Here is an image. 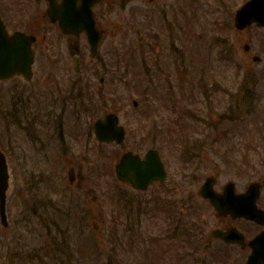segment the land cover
<instances>
[{
	"label": "flooded vegetation",
	"instance_id": "flooded-vegetation-1",
	"mask_svg": "<svg viewBox=\"0 0 264 264\" xmlns=\"http://www.w3.org/2000/svg\"><path fill=\"white\" fill-rule=\"evenodd\" d=\"M168 1L68 0L69 32L64 34L58 22L49 16V0H0V14L8 31H22L35 37L36 69L33 68L32 79L15 75L2 81L8 83L3 97L6 127L12 132V126L17 125L23 169L31 171L30 164L36 163L34 169L42 176L48 175L50 190L57 189L58 184L63 192L59 198L69 197L71 202L77 193L70 191V186L87 196L89 203L98 202L99 197L85 176L90 171L87 168L91 156L111 158L115 170L121 156L128 151L142 160H146L151 150L158 151L165 174L152 181L146 190L127 182L117 181L118 187L104 183L110 187L102 188L103 195L114 203L117 215L107 214L105 209L101 215L91 214L90 205L84 209L79 205V212L67 217L73 229L85 230L90 222L95 230L103 229L104 248L111 243L109 253L121 250L129 254L145 246L148 264L154 261L156 264H264V224L231 213L221 216L215 211L217 219L210 222L186 213L198 201L211 205L201 195L203 183H199L193 164L201 152L200 136L164 131L155 120V108L148 110L151 128L147 133H130L128 119L122 120L135 116L141 101L136 105L133 98V109L122 105L118 73L120 80L124 79V73L128 78L134 76L135 80L144 78L148 89L162 88L166 100L171 102L170 109L180 112L177 105L183 106L179 97L187 84L186 55L180 41L181 28L170 30L173 20L165 8ZM157 16L163 19L166 29L161 27V31H155L159 28L155 26ZM152 27L154 31L149 32ZM97 34L101 39L95 51L91 41ZM108 39L112 43L107 60L102 55V47ZM127 43L130 44L126 46ZM95 62L98 64L92 67ZM146 97L147 103L150 97ZM108 114H115L118 125L125 128L122 142H102L96 136V121ZM207 137L211 138L209 146L215 147L214 141L218 139ZM106 169L100 167L99 176ZM61 171L67 175V187L57 182L56 174ZM248 185L243 190H237L236 185V191L245 192ZM121 186L129 187L137 195L148 196L130 197ZM262 201L264 186L257 201L264 209ZM150 205L157 209L159 213L154 214L166 225L158 235L152 230L148 232L149 225L144 226L145 216L152 214ZM108 216L114 219L110 221ZM48 224L57 227L56 222ZM50 233L45 232L47 253L56 249L55 242L51 244L57 228ZM225 233L227 238L221 236ZM116 263L123 264V261L117 259Z\"/></svg>",
	"mask_w": 264,
	"mask_h": 264
},
{
	"label": "rangeland",
	"instance_id": "rangeland-1",
	"mask_svg": "<svg viewBox=\"0 0 264 264\" xmlns=\"http://www.w3.org/2000/svg\"><path fill=\"white\" fill-rule=\"evenodd\" d=\"M244 1L169 0L166 3L168 16L173 20L170 30L181 28L180 41L186 55L187 84L179 97L183 103V106L177 105L180 112L170 109L171 102L166 100L162 88L156 91L148 89V82L144 78L135 80L134 76L128 78L124 73L122 75L125 80H120L119 73L117 77V84L122 86V105L133 109L132 99L141 101L135 116L122 118L124 121L128 119L129 132L135 131L138 135L147 133L151 128L148 110L155 108V120L164 131L199 135L202 140L198 146L201 152L193 163L197 168L199 183H203L208 175H214L219 190H222L229 180L235 181L237 190H243L251 181L264 177V160L261 159L264 156V28L252 27L245 31L235 29L234 13ZM155 26L159 27L155 28V31H161V27L166 29L163 19L159 16L155 20ZM153 31V27L149 28V32ZM111 43L112 40L108 39L102 47V55L107 60ZM246 43L251 44V53L245 51ZM128 44L130 43L126 46ZM254 53L262 56L261 63L252 61ZM133 74L135 75V72ZM128 81L131 83L126 84ZM199 82L208 91V96L199 90ZM7 86L8 83L0 82V149L7 155L10 166L9 226L4 227L0 221V264H70L72 259L73 264H110L109 259L112 256L111 264H120L116 263L117 259L123 261V264H148L145 246L137 247L129 254L117 250V253L111 256V243L109 242L106 248V245L103 246L105 243L102 242V237L106 239L104 230H95L91 222L86 228V232L94 237V240L90 239V243L87 234L81 236L80 240L75 239L77 242L73 241L76 245L73 248L72 240L66 244L62 238V243L54 254L46 253L43 249L47 245L45 232H54L55 228L47 225L45 221L41 226L38 217L41 220L43 215L47 214L46 211L51 213L52 205L40 208L38 201L48 195V198L55 199L54 203L64 205L65 201L59 198L63 192L59 190L58 184L57 189L50 190L48 175L42 176L38 173V170L34 169L37 167L36 163L30 164L32 172L26 171V167L23 169L17 125L12 126L11 132L4 119L3 97ZM107 87L110 90L109 85ZM146 96L150 97L147 103ZM229 115L233 119L229 118ZM207 136L218 139L214 141L215 147L209 146L211 138ZM104 166L107 168L106 173L99 176L97 170ZM87 169L90 171H87L85 176L99 197L98 202L89 203L87 196H82L75 187L70 186V191L75 190L76 196L79 195V199L75 195L73 199L79 201L82 209L90 205L88 208L91 214L101 215L103 209L107 214L117 213L114 203L103 195L102 189L110 187L104 183H113L118 187L111 158L95 159L91 156ZM56 179L61 187L69 186L67 175L63 171L56 174ZM41 186L49 189H38ZM121 188L127 191L130 197L146 196L137 195L127 186ZM150 206L152 214L145 216L144 226L149 225L148 232L152 230V233L158 235L164 231L166 225L154 214L159 213L157 209ZM40 209L42 215L38 216ZM186 213L194 214L200 220L208 219L209 222L217 219L214 208L202 201H198L196 207L188 209ZM108 219L112 221L114 218L108 216ZM61 225L68 227L67 222H61ZM54 241L57 239H53L52 246Z\"/></svg>",
	"mask_w": 264,
	"mask_h": 264
},
{
	"label": "water",
	"instance_id": "water-1",
	"mask_svg": "<svg viewBox=\"0 0 264 264\" xmlns=\"http://www.w3.org/2000/svg\"><path fill=\"white\" fill-rule=\"evenodd\" d=\"M54 10L55 7L53 8ZM57 12V11H56ZM54 20L58 19L64 32L67 29V16L63 14L61 18L58 14L52 13ZM236 27L240 30L253 23L264 26V0H249L236 13ZM250 46L247 45L246 49ZM255 61H261L260 56H254ZM34 61L32 51V39L21 32L13 35L8 34L6 27L0 16V79H6L16 73H22L31 78V69ZM137 105L138 102L135 101ZM117 117L108 115L105 120H98L96 123V133L101 140L121 141L124 137V130L118 127L115 133L111 131L112 126H116ZM156 153V155H155ZM162 162L157 152L151 150L148 160L142 161L132 152L126 153L117 164V175L123 181L131 182L135 187L146 189L148 184L157 176L162 175ZM9 168L5 154L0 151V216L2 223L8 226L7 214V191L9 188ZM214 177H208L201 189V194L209 199L220 214L232 213L236 216H246L250 219L264 223V210L257 206L261 182H253L245 194L235 193L234 182H229L223 193L214 190ZM227 238V235H226Z\"/></svg>",
	"mask_w": 264,
	"mask_h": 264
}]
</instances>
